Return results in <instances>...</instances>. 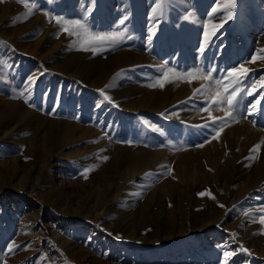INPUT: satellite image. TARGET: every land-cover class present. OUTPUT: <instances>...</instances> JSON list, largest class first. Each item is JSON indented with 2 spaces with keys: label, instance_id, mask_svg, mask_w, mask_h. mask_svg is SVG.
I'll return each mask as SVG.
<instances>
[{
  "label": "rangeland",
  "instance_id": "rangeland-1",
  "mask_svg": "<svg viewBox=\"0 0 264 264\" xmlns=\"http://www.w3.org/2000/svg\"><path fill=\"white\" fill-rule=\"evenodd\" d=\"M217 1L0 0V264H264V31Z\"/></svg>",
  "mask_w": 264,
  "mask_h": 264
},
{
  "label": "bare ground",
  "instance_id": "bare-ground-1",
  "mask_svg": "<svg viewBox=\"0 0 264 264\" xmlns=\"http://www.w3.org/2000/svg\"><path fill=\"white\" fill-rule=\"evenodd\" d=\"M65 1H68L69 2V5L71 6V2H75L76 0H65ZM222 4H225V1L224 0H218L217 1V5H222ZM255 4L259 8L258 10L260 12L259 13L253 12V13H250V15H248L247 18L251 22V27L250 28L261 29L262 31H264V0H256L255 1ZM213 9L214 8H212L211 11ZM72 10L74 11V14L75 15H77V16L79 15V14H77V12H76V10L74 8H72ZM208 13L210 15V12H208ZM79 17H81V16L79 15ZM206 17H208V15ZM254 29H250L249 31H247V40H250L252 38V32H253ZM147 123H149V122H147Z\"/></svg>",
  "mask_w": 264,
  "mask_h": 264
},
{
  "label": "snow or ice",
  "instance_id": "snow-or-ice-1",
  "mask_svg": "<svg viewBox=\"0 0 264 264\" xmlns=\"http://www.w3.org/2000/svg\"><path fill=\"white\" fill-rule=\"evenodd\" d=\"M80 27H83V26H80ZM102 40H109V41H115V37H107V38H101ZM201 51H203V49H201ZM255 58H253V60H254ZM235 72H239L240 71V69H236V70H234ZM244 72H247V69H244ZM188 76H191L192 74L191 73H188L187 74ZM228 75H233V73H229ZM205 79H211V77L210 76H205L204 77ZM262 79H264V78H262ZM218 84L220 83L219 81L217 82ZM242 83V82H241ZM253 84H255V81H253L252 82ZM154 86V85H153ZM161 87H163V84H161L160 85ZM250 87V86H249ZM241 89H239V88H237V89H235L232 93H230L229 95H234L235 94V92H237V91H240ZM105 99H108V97H105ZM212 103H216L217 104V110H219V106H220V103L221 102H217V101H213ZM227 103H228V105H229V108H230V111L228 112V115L230 116V117H232V119H235V116L233 115V113H234V111H235V107H236V104L235 103H233V101L231 100V99H228L227 100ZM237 103H238V101H237ZM210 109L209 108H205L204 109V111H209ZM223 127H224V124L223 123H221L220 125H219V129L220 130H222L223 129ZM105 159H107L106 157H105ZM202 195H204V194H202ZM261 211H264V209H262ZM261 223H264V217H262L261 218ZM228 255H231V253H225V256H228Z\"/></svg>",
  "mask_w": 264,
  "mask_h": 264
}]
</instances>
